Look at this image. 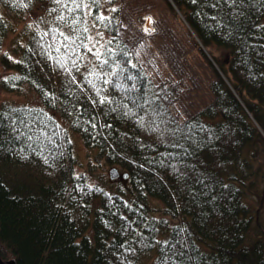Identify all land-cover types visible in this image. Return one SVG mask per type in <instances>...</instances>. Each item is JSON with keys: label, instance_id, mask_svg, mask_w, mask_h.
<instances>
[{"label": "trees", "instance_id": "trees-1", "mask_svg": "<svg viewBox=\"0 0 264 264\" xmlns=\"http://www.w3.org/2000/svg\"><path fill=\"white\" fill-rule=\"evenodd\" d=\"M105 7L0 0V88L41 101L0 106V259L264 264V231L248 240L264 183V0ZM92 26L107 38L87 71ZM54 113L126 190L76 172Z\"/></svg>", "mask_w": 264, "mask_h": 264}, {"label": "rangeland", "instance_id": "rangeland-1", "mask_svg": "<svg viewBox=\"0 0 264 264\" xmlns=\"http://www.w3.org/2000/svg\"><path fill=\"white\" fill-rule=\"evenodd\" d=\"M103 4L106 7L104 8V12H108V10L111 7H114L117 5V0H102ZM108 9V10H107ZM41 14V11L39 9H35L34 12H32V16L39 17ZM37 17V18H38ZM26 19H29L26 17ZM24 25L23 23H20L18 25L17 32L22 29ZM107 36L101 32L97 27L92 26V31L90 35V44H89V54L85 57V70L91 71L96 69L95 64V57L99 54V51L101 49V46L103 45L105 39ZM17 35L15 33H11L5 40L4 44V50L9 52L13 56L14 48L17 47ZM219 53V52H218ZM10 73V71H7L1 64H0V80L7 76ZM8 103L14 106H40L41 101L38 97V95L27 85L23 86L19 91L17 92H8L0 88V106ZM56 115L58 121L66 128V130L69 133V136L73 143V151L74 155L77 160V166H76V172H86L87 176L89 178V181L93 184L101 185L107 188L110 192H118V189L126 190L128 187L127 180L123 177V172L121 170L119 177L116 179H110L109 178V172L112 169V167H115L113 165L105 164L104 162L98 163L94 160L88 161V153L90 155L95 153V149H91L86 151L82 140L75 131L72 130L70 124L68 121L62 119L59 115L54 113ZM91 158V157H90ZM263 185L258 188L257 196L254 198H251L250 205L252 207L253 215H254V221L251 227V230L248 234V240H255L258 237V234L261 231H264V191H263ZM264 254V249H263ZM152 259L146 258L144 261V264H151Z\"/></svg>", "mask_w": 264, "mask_h": 264}, {"label": "water", "instance_id": "water-1", "mask_svg": "<svg viewBox=\"0 0 264 264\" xmlns=\"http://www.w3.org/2000/svg\"><path fill=\"white\" fill-rule=\"evenodd\" d=\"M109 176L111 179H116L117 177H119V172L117 171V169L113 168L110 170L109 172ZM124 178H127V175H124ZM0 264H16L13 260L12 261H8V262H3L0 259Z\"/></svg>", "mask_w": 264, "mask_h": 264}, {"label": "snow or ice", "instance_id": "snow-or-ice-1", "mask_svg": "<svg viewBox=\"0 0 264 264\" xmlns=\"http://www.w3.org/2000/svg\"><path fill=\"white\" fill-rule=\"evenodd\" d=\"M193 2H195V0H193ZM72 3H76V0H72ZM77 7H79V5L77 4Z\"/></svg>", "mask_w": 264, "mask_h": 264}]
</instances>
